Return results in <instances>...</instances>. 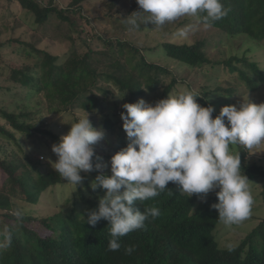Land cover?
<instances>
[{
  "label": "trees",
  "instance_id": "1",
  "mask_svg": "<svg viewBox=\"0 0 264 264\" xmlns=\"http://www.w3.org/2000/svg\"><path fill=\"white\" fill-rule=\"evenodd\" d=\"M17 1L22 8L27 9L34 16L37 24L44 25L53 17H58L63 23L69 24L71 30L68 34L75 30L82 45L86 44L85 32L80 26L81 18L84 17L77 6L81 0H73L72 9L61 8L58 0ZM223 2L230 8V12L225 18L214 22L211 27L224 33V38L243 36L256 43L264 42V0H223ZM74 15L80 19L75 18ZM93 36L104 43L106 50H93L88 47V50L81 54L73 46L60 61L57 55L37 49L33 44L28 45L38 54V60L31 66L12 67L7 80L26 87L24 97L42 93L48 102L47 109L50 112H71L76 108L86 112H96L99 128H102L101 122L105 123V127L113 124L108 114L111 107L118 105L115 88L121 93L125 92L130 102V99L135 98L137 101L138 98H143L146 92L156 91L158 88L163 89L162 98H166L179 83V80L172 75V70L148 62L140 54V49L131 42H113L98 34ZM204 44L205 42L200 40L194 44L163 42L161 47L166 58L192 69H199L208 63H213L215 66L222 65L228 70L225 72L227 87L219 86L217 89L223 90L226 95H233L237 91L236 85L231 83L233 79L244 83L250 91L257 90L264 83V71L245 55L249 50L243 51L242 56L235 54L227 59L212 60L203 50ZM125 50L130 55L126 60L121 57ZM132 58H135V65L129 67L127 62ZM244 68H247V71ZM166 75L172 77L168 83L163 77ZM209 93L204 90L201 96L196 98L201 106L206 107L209 104L213 106L208 98ZM117 108L118 106L115 110ZM218 113L214 110L213 117ZM28 115L8 112L0 107V118L6 120L10 127L0 124V139L5 144L16 140L15 133H26L30 136L35 134L34 131L49 136L53 143L59 141L60 138L50 130H46L41 125L36 126L33 122L29 123ZM91 123L93 124L92 121ZM122 137L119 146L114 148L107 145V151L114 149L112 154L107 153L109 160L115 152L126 146L127 142H122ZM4 147L5 145L3 147L0 145V150ZM239 154L242 172L249 181L264 176L260 166L244 163V153L239 151ZM97 156L101 157V155ZM22 162L29 165L28 178L33 180L31 187L28 188L24 187L20 174H17L22 170L18 164L15 166L0 158V169L7 175L4 188L15 191L20 186L26 203L36 204L40 200L41 191L66 182L54 168H50L49 164L33 162L27 156ZM89 173L90 180L93 181L97 172ZM103 173L111 175V173ZM82 176L84 177L82 183L88 189L89 196H84L82 188L78 185L79 199H75L72 208L42 217L40 223L49 233L41 236L32 228L25 226L23 223L30 220V216L26 215L27 212L23 218L24 222L20 223L19 227L14 228L7 224L13 233L12 244L9 248L0 250V264H264V219L231 244L234 248L229 251L228 244H220L221 237L215 231L221 226L219 224L223 223L218 218L217 210L212 207L218 202L215 192L202 201L196 194L187 197L186 193L179 192L172 182L167 185L169 189L161 192L157 197L144 202H134L133 206L140 211L156 206L160 210V215L156 218L149 217L143 230H135L121 237L119 250L109 251L108 241L111 237L108 221L101 219L93 227L87 224L85 212L86 209L98 208V198L102 197L101 194L105 193V190L100 186L93 190L90 187L88 174ZM0 191H2L0 218L4 219L1 217L4 216L8 219L10 214L2 213V208L20 206L13 205L9 199L1 198L3 191L6 190L0 189ZM169 191L173 194L169 195ZM81 203H84V206L78 208L77 205ZM81 215L85 216V222ZM226 226L229 228L232 224ZM256 232L259 234L256 235ZM128 246L134 248L131 254L125 252Z\"/></svg>",
  "mask_w": 264,
  "mask_h": 264
},
{
  "label": "clouds",
  "instance_id": "2",
  "mask_svg": "<svg viewBox=\"0 0 264 264\" xmlns=\"http://www.w3.org/2000/svg\"><path fill=\"white\" fill-rule=\"evenodd\" d=\"M140 11L126 18L132 28L143 22L162 27L181 17H196L205 28L225 18L230 8L223 0H136ZM141 13L148 15L141 19ZM189 25L179 30L180 36L193 31ZM125 92L119 95L123 98ZM195 90L183 88L166 98L149 103L143 98L125 102L120 113L127 144L110 159L111 175H105V165L97 156L94 145L105 138L102 128L94 127L88 113L80 116L66 134L51 146L57 159L52 162L55 171L75 190L83 188L81 171L97 175L90 187H102L98 208L86 209V222L95 226L101 219L108 221L110 239L108 250L121 247L120 238L135 230H143L149 217L156 218V206L136 209L135 201L144 202L169 189L172 182L187 197L196 194L202 201L216 189L218 202L212 205L218 218L226 225L246 220L252 212L253 195L249 179L242 172L239 151L230 146L253 148L264 144V102L254 103L248 96L239 106L224 105L213 117L211 104L201 106ZM227 121V126L225 123ZM95 161L94 162V158ZM169 191V195H172ZM25 211L16 207L12 216L22 223ZM85 222V216L81 215ZM12 230L0 228V250L12 244ZM233 245H228L232 251ZM134 248H125L131 254Z\"/></svg>",
  "mask_w": 264,
  "mask_h": 264
},
{
  "label": "rangeland",
  "instance_id": "3",
  "mask_svg": "<svg viewBox=\"0 0 264 264\" xmlns=\"http://www.w3.org/2000/svg\"><path fill=\"white\" fill-rule=\"evenodd\" d=\"M72 1L58 0V3L61 8L70 7L72 9ZM77 6L84 17L81 18L80 26L85 32V40H87L85 45H82V41L75 30L68 34L71 30L69 24L67 22L63 23L58 17H53L48 23L39 25L35 22L34 16L27 9L22 8L17 0H0V107L8 112L29 114V123L33 122L36 126L41 125L59 138L66 134L71 127L70 123L77 121L80 116L85 114V111L76 108L71 112H50L47 109L48 102L42 93H34L24 97L27 88L7 80V78L11 74L12 67L31 66L38 60V54L28 47L30 44H33L37 49L57 55L59 61L71 51L73 46L81 54L86 52L88 47L93 50H106L104 43L94 38L93 34H98L113 42L129 41L140 49V54L148 62H154L172 70V75L179 80V83L173 87L169 94H175L183 88L195 90L199 94L205 90L210 92L208 98L213 103V108L217 113L224 105L232 104L238 107L241 99L247 98V96L254 103L264 102V83L257 90L250 91L244 83L233 79L231 83L236 85L237 91L233 95H226L225 92H222L223 90L217 89L219 86L227 87L225 83L227 82V73L225 72H228V70L223 68L222 65L215 66L213 63H208L199 69H192L175 60L166 58L161 47L163 42L194 44L199 40L204 41L203 50L212 60L227 59L235 54L242 56L243 51L249 50L245 55L250 60L255 61L259 68L264 71V42L256 43L253 40L245 39L243 36L240 38L237 36L224 38V33L213 27L205 28L196 17L191 16L181 17L174 22L166 23L162 27L154 26L151 22H143L139 25V28H132L126 23L125 17L134 11H140L136 0H81ZM147 15V13H141V19ZM74 17L80 19L77 15H74ZM189 25L193 26L194 30L186 36H180L178 34L179 30ZM127 56L130 55L125 50L121 57L126 60ZM129 61L127 65L134 67L135 58ZM244 70L247 71V68H244ZM231 74L235 75L236 73ZM163 77L166 83L172 78L171 75ZM114 90L118 105L111 107L112 109L109 110L108 114L109 120L113 124L105 127L104 122L100 123L105 138L93 146L96 155H101L102 163L105 165L102 171L105 173H111L107 153L112 154L114 152V149L107 151V145L114 148L119 146L121 136H123L122 142H127L120 113L126 111L122 108V104L128 102V97L125 94L123 98H119L118 96L123 93L119 92L117 88ZM162 90V88H158L156 91H148L143 99L149 103H155L157 100L162 99ZM135 100V98H132L130 102H135ZM117 106L118 108L115 110ZM87 113L89 120L93 122L92 125L99 128L97 113ZM95 123L97 125H94ZM225 123L227 126L226 120ZM0 124L10 128L4 119L0 118ZM34 133L30 136L26 133H15L16 140L6 144L0 139V145L2 147L5 145L4 149L0 150V158L6 160L7 163L11 162L15 166L18 164V167L22 170H19L17 174H20L23 185L27 188L31 187L33 180L28 178L29 165L22 162L25 161L26 156L33 162L39 161L41 164H49L50 168H54L52 162L57 159L51 150V146L54 144L52 139L36 131ZM105 141L106 143H104ZM230 148L244 153V163L255 164L264 171V144L253 148L243 146H230ZM3 150H5V153H3ZM93 159L96 162L95 157ZM80 174L81 176L88 174V180L90 183L92 182L89 172L81 171ZM6 180L7 175L0 169V189L6 190L3 191L1 198L9 199L13 205L16 204L22 207L27 212L26 215L30 216V220L27 222L23 220V224L28 228H32L41 236L49 233L40 223L42 217L57 211L65 212L74 206L75 199H79L77 195L78 187L75 190L71 183L64 182L41 191L39 193L40 200L36 204H29L24 201V194H22L20 186L15 191L4 188L7 183ZM249 188L254 200L251 215L238 224H232L229 228L222 225L224 223H220L221 226L218 225L219 227L215 231L221 237L219 238L221 245L235 243L237 239L243 237L264 219V176H258L249 181ZM81 190L84 196H89L85 184H83ZM216 190L209 192L207 197L213 195ZM103 195L104 193L101 194V196ZM77 206L80 208L84 206V203ZM2 209L1 212L10 214V217L7 219L1 216L4 219L0 218V228L7 226V224L12 225L14 228L19 227L20 223L18 224L12 216L14 208ZM258 234L259 232H256V235Z\"/></svg>",
  "mask_w": 264,
  "mask_h": 264
}]
</instances>
